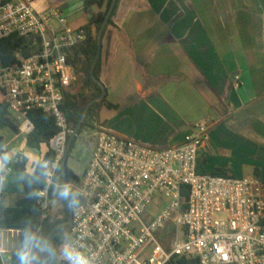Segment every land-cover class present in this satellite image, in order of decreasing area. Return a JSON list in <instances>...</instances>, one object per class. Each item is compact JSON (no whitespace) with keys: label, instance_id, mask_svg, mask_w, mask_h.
Segmentation results:
<instances>
[{"label":"built area","instance_id":"2783aa9c","mask_svg":"<svg viewBox=\"0 0 264 264\" xmlns=\"http://www.w3.org/2000/svg\"><path fill=\"white\" fill-rule=\"evenodd\" d=\"M12 35L33 38L34 50L27 57L16 54L9 65L0 58V101L26 137L34 130L32 110L53 117L59 128L50 143L56 158L44 162L47 180L39 192L45 219L51 212L49 188L73 133L62 106L77 81L75 50L86 36L70 28L54 4L38 9L34 0H0V41ZM232 81L240 89V74ZM210 128L208 119L201 120L181 146L169 149L102 129L77 188L70 239L57 264H170L177 257L196 264H264V182L198 173ZM9 164L1 150V179ZM152 204L157 211L144 221ZM169 225L174 230L165 239ZM0 257L1 264H13L1 236Z\"/></svg>","mask_w":264,"mask_h":264},{"label":"crops","instance_id":"0c3cea01","mask_svg":"<svg viewBox=\"0 0 264 264\" xmlns=\"http://www.w3.org/2000/svg\"><path fill=\"white\" fill-rule=\"evenodd\" d=\"M114 23L103 46L101 82L116 108L101 107L102 129L169 149L208 119L210 143L199 154L206 171L256 177L260 169L264 179V0H121ZM235 74L240 89L233 87ZM0 137L10 163L0 194L14 207L26 194L12 165L16 156L28 159L32 173L48 150L29 167L27 137L10 129Z\"/></svg>","mask_w":264,"mask_h":264},{"label":"trees","instance_id":"16d2710c","mask_svg":"<svg viewBox=\"0 0 264 264\" xmlns=\"http://www.w3.org/2000/svg\"><path fill=\"white\" fill-rule=\"evenodd\" d=\"M34 1L38 9H43L52 4L58 8L57 3L50 2L49 0ZM39 1L40 3H38ZM112 1L83 0V10L90 16L87 24L80 27V30L86 36V41L75 50L73 65L77 75V83L66 93L62 106V110L67 117L69 127L72 131L79 125L88 103L100 97L103 93L101 85L93 79L91 71L98 53L99 32ZM120 1L118 0L117 2L103 37H105L110 27L115 26L114 17L116 16ZM95 7L98 8L97 12L94 10ZM32 43L33 38H25L18 35H12L1 40L0 58L3 65H9L14 62L16 60V54H20L22 57L29 56L34 50ZM101 67L102 57L95 70V76L100 81ZM103 106L112 109L116 108V106L107 101V95L102 101L94 103L78 135L84 129L88 128L94 120H99V111ZM29 118L34 124V130L26 138L27 146L30 149L39 151L43 145H47L49 150L45 154L44 159L34 166L32 173L27 171L28 159L22 154L16 156L12 165L15 171L21 175L26 194L18 198L17 204L14 207H7L5 205V195L0 194V230H14L19 231L21 234V244L16 252L12 254L13 264H47L51 260V255L42 248L53 252L57 258L64 245L70 239L71 224L60 227L40 247L42 241L45 240L57 224L69 219L70 199L64 187L61 160L56 167L53 176L54 183L49 188V196L52 202H57L63 207V211L61 216L49 214L45 219L42 218L43 213L39 205V192L46 186L47 172L44 167V162L49 161L53 163L55 161L56 153L50 148V143L59 134V128L56 125L55 119L42 111H30ZM4 129H10L16 134L20 133L19 124L10 116L8 105L0 101V130ZM0 140H2V137H0ZM75 142L76 138L72 144L73 146ZM73 146L71 147L68 158L73 150ZM206 163L207 161L204 155H199L198 173L208 174L205 169ZM67 170L68 184L70 186L71 180H78V177L69 168ZM210 174L218 177L231 176L228 168H216ZM256 177H260V169H256ZM70 194L74 208L79 199L78 192L73 193L71 191ZM183 195L185 198L188 197L187 188H184ZM54 264H57L56 260ZM170 264H196V262L185 257H177Z\"/></svg>","mask_w":264,"mask_h":264},{"label":"rangeland","instance_id":"374dc122","mask_svg":"<svg viewBox=\"0 0 264 264\" xmlns=\"http://www.w3.org/2000/svg\"><path fill=\"white\" fill-rule=\"evenodd\" d=\"M49 1L51 2V0ZM81 1L83 0H67L61 6H58V9L62 11V16L67 21L68 26L70 28H78L81 25L85 24V22L89 21L90 16L82 9V5L80 4ZM38 3H40V1ZM94 10H97V8L95 7ZM53 26L55 27L58 26L57 21L53 22ZM109 29H114V27H111ZM105 37H107V35H105ZM105 37H103V40ZM106 40L107 39L105 38L104 40L105 44L103 45L105 48H106ZM101 57L103 61L104 56H101ZM104 107L108 108L107 106H104ZM104 130H108V129H104ZM102 131H103L102 125H100L98 120H94L88 126V128L84 129L80 135H77L76 142L74 146L72 145L73 150L67 161V167L74 173L75 176L78 177V180H71L70 187H69L70 192L72 191L73 193H76L77 188L81 186L85 170L90 161L91 154L95 148L99 134ZM210 132L211 130L209 131V134H208V137H209L208 144L210 143ZM24 137H26V135H24ZM18 138L19 136L17 137V139ZM47 150H49V147L47 145H43L41 147V150L39 151L26 149L25 153L28 154V158L31 161L29 164V167L31 166L32 162H36L38 160L40 161V159L43 158V154ZM245 176L246 175L243 176L239 174V175H236V177L234 176V178L243 179L245 178ZM259 179L263 180L264 182L263 178H259ZM62 211H63V207L59 203L52 202L51 212H50L51 215L61 216ZM156 211H157V208L154 206V204L150 205L146 209L143 220L146 221L149 218H151L156 213ZM173 230L174 229L172 225H169L167 230L164 232V235H163L164 238L165 237L171 238ZM1 241L3 245V249L7 253V255H12L13 253L16 252V250L19 248L21 244V234L20 232H17V231L1 232Z\"/></svg>","mask_w":264,"mask_h":264},{"label":"water","instance_id":"95a60500","mask_svg":"<svg viewBox=\"0 0 264 264\" xmlns=\"http://www.w3.org/2000/svg\"><path fill=\"white\" fill-rule=\"evenodd\" d=\"M117 2L118 0H113L112 1V4L110 6V9L106 15V18H105V21L100 29V32H99V37H98V53H97V56L95 58V61L93 63V66H92V71H91V74H92V77L93 79L98 82L102 89H103V93L100 97L90 101L88 103V105L86 106V109L84 111V114L82 116V119L79 123V125L77 126V128L73 131V133L71 134L70 138H69V141H68V144H67V148H66V151H65V155L63 157V160H62V170H63V179H64V187H65V190L67 192V195L70 199V216H69V219L65 222H61L59 224H57L53 229L52 231L49 233V235L45 238L44 241H42V243L40 244V247H42L43 243L47 240H49L53 235L54 233L62 226H65V225H70L71 222H72V218H73V206H72V202H71V194H70V189H69V184H68V170H67V161H68V155H69V152L71 150V147H72V144L75 140V138L77 137L79 131L81 130L85 120H86V117L90 111V108L91 106L96 103V102H100L102 101L105 97H106V94H107V90H106V87L105 85L96 78L95 76V70H96V67H97V64L102 56V51H103V35H104V32H105V29L109 23V20L116 8V5H117ZM44 251H47L50 255H51V260L47 263V264H54L55 260H56V256L54 255L53 252L47 250V249H44L42 248Z\"/></svg>","mask_w":264,"mask_h":264},{"label":"clouds","instance_id":"9594fccd","mask_svg":"<svg viewBox=\"0 0 264 264\" xmlns=\"http://www.w3.org/2000/svg\"><path fill=\"white\" fill-rule=\"evenodd\" d=\"M70 187V186H69Z\"/></svg>","mask_w":264,"mask_h":264}]
</instances>
